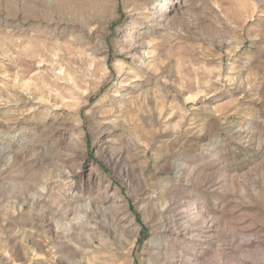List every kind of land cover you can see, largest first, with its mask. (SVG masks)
<instances>
[{
    "label": "rangeland",
    "instance_id": "1",
    "mask_svg": "<svg viewBox=\"0 0 264 264\" xmlns=\"http://www.w3.org/2000/svg\"><path fill=\"white\" fill-rule=\"evenodd\" d=\"M0 264H264V0H0Z\"/></svg>",
    "mask_w": 264,
    "mask_h": 264
},
{
    "label": "bare ground",
    "instance_id": "2",
    "mask_svg": "<svg viewBox=\"0 0 264 264\" xmlns=\"http://www.w3.org/2000/svg\"><path fill=\"white\" fill-rule=\"evenodd\" d=\"M34 57L32 56V59H33ZM30 62H32L33 63V61L31 60ZM41 77H44V78H46V75H41Z\"/></svg>",
    "mask_w": 264,
    "mask_h": 264
}]
</instances>
